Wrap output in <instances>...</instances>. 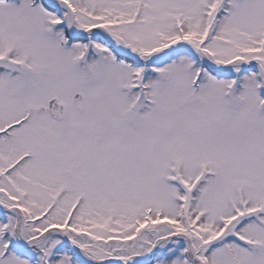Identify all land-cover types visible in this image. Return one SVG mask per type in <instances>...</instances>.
<instances>
[{"label": "snow or ice", "instance_id": "1", "mask_svg": "<svg viewBox=\"0 0 264 264\" xmlns=\"http://www.w3.org/2000/svg\"><path fill=\"white\" fill-rule=\"evenodd\" d=\"M0 264H264V0H0Z\"/></svg>", "mask_w": 264, "mask_h": 264}]
</instances>
